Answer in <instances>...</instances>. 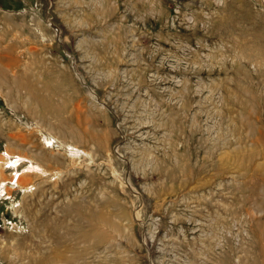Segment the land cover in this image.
Returning a JSON list of instances; mask_svg holds the SVG:
<instances>
[{
  "label": "rangeland",
  "instance_id": "374dc122",
  "mask_svg": "<svg viewBox=\"0 0 264 264\" xmlns=\"http://www.w3.org/2000/svg\"><path fill=\"white\" fill-rule=\"evenodd\" d=\"M0 264H264V0H0Z\"/></svg>",
  "mask_w": 264,
  "mask_h": 264
}]
</instances>
